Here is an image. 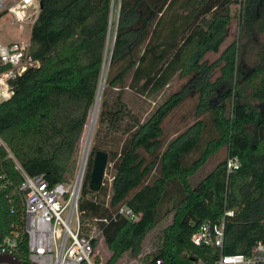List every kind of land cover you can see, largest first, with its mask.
<instances>
[{
  "label": "trees",
  "instance_id": "trees-1",
  "mask_svg": "<svg viewBox=\"0 0 264 264\" xmlns=\"http://www.w3.org/2000/svg\"><path fill=\"white\" fill-rule=\"evenodd\" d=\"M263 3H238L243 21L257 17ZM233 4L236 0H118L78 201L80 233L87 235L91 227L100 232L109 253L104 264L123 254L136 258L146 235L164 220L144 264H212L217 251L193 246L190 237L201 222L220 216L224 198L233 217L224 226L222 253L247 254L254 243H264V44L246 71L232 45L217 62H203L223 43ZM109 6L110 0H38L28 46L39 66L14 80L12 97L0 103V140L7 147H0V240L16 236L12 256L19 264L32 263L14 160L27 176L42 175L49 185L72 178L78 140L87 123L81 157L96 101ZM219 64V76L209 82ZM181 79L186 80L181 89L165 96ZM197 85L194 122L166 141L165 119ZM124 91L145 108L131 111L122 101ZM222 148L237 157L238 169L226 176L220 160L205 172ZM98 150L106 153L109 181L91 194L87 183ZM122 205L139 213V220L113 216ZM95 244L94 239L93 249Z\"/></svg>",
  "mask_w": 264,
  "mask_h": 264
},
{
  "label": "built area",
  "instance_id": "built-area-1",
  "mask_svg": "<svg viewBox=\"0 0 264 264\" xmlns=\"http://www.w3.org/2000/svg\"><path fill=\"white\" fill-rule=\"evenodd\" d=\"M31 2L32 0H21L23 6ZM4 9V2L0 0V13ZM14 15L16 22L22 20L20 12L15 11ZM38 66L39 62L29 54L28 43H6L0 37V103L12 97L14 80ZM0 147H3L1 141ZM14 165L22 178L17 193L22 200L23 233L28 261L32 264H96L92 240L100 236V232L91 227L87 235H81L78 214L86 161L83 164L78 161L70 180L52 185L42 175L27 176L18 165ZM224 167L226 176L233 174L239 167L237 157L227 156ZM113 216L136 222L140 214L122 205L115 210ZM232 217L233 211L226 207L224 198L220 216L216 220L201 222L190 237L191 244L214 248L218 254L212 264H264V243L261 242L254 243L247 254L222 253L224 226ZM15 249V235L0 240V255L12 256ZM155 264L159 262L156 261Z\"/></svg>",
  "mask_w": 264,
  "mask_h": 264
},
{
  "label": "rangeland",
  "instance_id": "rangeland-1",
  "mask_svg": "<svg viewBox=\"0 0 264 264\" xmlns=\"http://www.w3.org/2000/svg\"><path fill=\"white\" fill-rule=\"evenodd\" d=\"M3 2H4L5 9L3 10L4 16L0 17V28H1L0 37L3 38L2 40L5 41L6 43L8 41H14V40L15 42L24 41L26 43H29L30 30H31L30 26L34 22L37 16L38 0H33L30 4L26 6H23L21 4V0H3ZM236 3L237 4H233L229 7L231 20L228 24L224 42L220 46L217 54L205 55L203 62H205L206 65H210L214 62H217V59L220 57L222 52H224V50L228 46H231V45L234 48L235 61L236 62L240 61L245 71L248 70L255 62L259 60L260 52L264 44V3L259 9L257 17L250 16L248 20H244V21H243V15L239 13V4H238V3L243 4V0H236ZM109 8H110L109 14H108L109 30L107 32L106 39H105V57L103 59V61L106 64L108 61L109 52H110L112 41L114 38V24H115V20L117 16L118 0H110ZM15 11L20 12V16L22 17V20L20 21V23H23V24H20L19 22L15 21V15H14ZM17 23H19V25ZM104 62L102 63L104 64ZM220 65L221 64L217 65V67L213 71H211V75L208 79L209 82H213V80L219 76L218 68L220 67ZM102 67L103 65L101 66V69ZM101 73H100L99 81H101ZM185 82L186 80L184 79L176 80L171 85V87L165 92L164 95L167 96L173 92L179 91L181 89V86ZM199 86L197 85L192 88L190 87L189 93L186 99L183 101V103L177 108H175L165 119L164 124H163V136L166 141L170 140V138H173L178 133L184 131L185 128H187L190 124L194 122L195 120L194 106H195L196 97H197V89ZM112 97H114V94L112 95ZM112 100L113 98H111V101ZM122 101L126 103L127 107L134 113L140 112L139 110L141 108L144 109L146 106L142 100L138 99L135 95L127 91H124V93L122 94ZM94 108H95V105H94ZM98 112H99V108H98ZM98 112H97V115H98ZM204 115L206 116V114ZM96 120H97V117H96ZM90 124H91V121H90ZM90 124H89V127H90ZM86 125L82 129V132L78 140V145H77L78 156H77L76 167L80 159V153H81L80 151L82 147L83 136L86 131ZM89 127H88V133H89ZM96 127H97V124L95 121V124L93 127V133L95 132ZM93 133H92V136H93ZM87 137H88V134H87ZM87 137H86V140H87ZM86 140H85V144H86ZM85 144H84L83 151L85 149ZM2 145L7 150V147L5 146L3 142H2ZM102 147L103 146H101V148ZM226 158H227L226 148H222L219 152H217L214 159L211 160V162L207 164L205 168H203L204 171L206 172V171L211 170V168L215 165L216 162H219L220 160H225ZM14 164L17 165L18 164L17 161L14 160ZM102 180L107 181V182L109 181L108 171H104V176ZM166 223H167L166 220L162 221L158 225V227L155 229L156 231H153L150 234L146 235V237L141 243V251L136 258H130L128 254H123L121 258H119L114 264H144V257L148 255V253L153 248L152 239L155 233L157 232L159 228H161L162 226H165ZM95 241H96V244L94 245V250H93L94 260L96 259L98 264H104L106 259L108 258L109 253L102 246V243L100 242V236H96Z\"/></svg>",
  "mask_w": 264,
  "mask_h": 264
},
{
  "label": "water",
  "instance_id": "water-1",
  "mask_svg": "<svg viewBox=\"0 0 264 264\" xmlns=\"http://www.w3.org/2000/svg\"><path fill=\"white\" fill-rule=\"evenodd\" d=\"M106 159V153L100 150L96 151L93 156L87 183L88 191L91 194L96 193L100 188L106 167ZM0 264H19V262L13 256L0 255Z\"/></svg>",
  "mask_w": 264,
  "mask_h": 264
},
{
  "label": "bare ground",
  "instance_id": "bare-ground-1",
  "mask_svg": "<svg viewBox=\"0 0 264 264\" xmlns=\"http://www.w3.org/2000/svg\"><path fill=\"white\" fill-rule=\"evenodd\" d=\"M106 71H107V64L104 62L103 67H102V73H101V81H100L98 92H97L95 108H94V111L92 113L91 124L89 127V133H88V137L86 140L85 149H84V151H82L83 152V154H81L82 157H80V159H79V160H81L80 161L81 164H83V162L86 161L87 156H88V151L90 148L91 138H92V133H93V127H94V124L96 121L97 112H98V108L100 105L101 93H102V89H103V85H104V79H105Z\"/></svg>",
  "mask_w": 264,
  "mask_h": 264
},
{
  "label": "crops",
  "instance_id": "crops-1",
  "mask_svg": "<svg viewBox=\"0 0 264 264\" xmlns=\"http://www.w3.org/2000/svg\"><path fill=\"white\" fill-rule=\"evenodd\" d=\"M32 1H33V0H32ZM37 7H38V3H37ZM3 16H4V15H3ZM19 23H20V22H19ZM19 23H17V24L19 25ZM20 24H23V23H20ZM2 28H3V27H2ZM0 30H1V28H0ZM1 39H3V38H1ZM2 41H3V40H2ZM14 41H15V40H14ZM3 42H5V41H3ZM8 42H13V41H8ZM223 42H224V41H223ZM222 44H223V43H222ZM222 44H221V45H222ZM221 45H220V46H221ZM219 48H220V47H219ZM218 51H219V50H218ZM217 53H218V52H217ZM217 53H210V52H209V53H206L205 55H207V54H217ZM205 55H204V57H205ZM204 57H203V59H204ZM203 61H204V60H203ZM175 81H176V80H175ZM175 81H174V82H175ZM174 82H173V83H174ZM173 83H172V84H173ZM172 84H171V85H172ZM170 87H171V86H170ZM170 87H169V88H170Z\"/></svg>",
  "mask_w": 264,
  "mask_h": 264
}]
</instances>
